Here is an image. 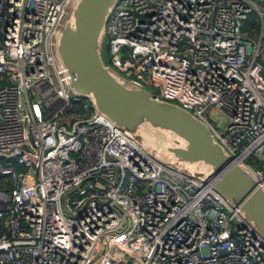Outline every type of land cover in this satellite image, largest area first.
I'll return each instance as SVG.
<instances>
[{"label":"built area","instance_id":"obj_1","mask_svg":"<svg viewBox=\"0 0 264 264\" xmlns=\"http://www.w3.org/2000/svg\"><path fill=\"white\" fill-rule=\"evenodd\" d=\"M79 1L0 0V264H264L213 180L75 92L58 42ZM106 38L118 80L205 122L264 188V0H117L102 58Z\"/></svg>","mask_w":264,"mask_h":264},{"label":"water","instance_id":"obj_2","mask_svg":"<svg viewBox=\"0 0 264 264\" xmlns=\"http://www.w3.org/2000/svg\"><path fill=\"white\" fill-rule=\"evenodd\" d=\"M116 1L80 0L63 29L58 51L72 75L75 92L92 96L100 112L153 152L159 151L144 141V126L172 135L175 139L168 149L173 156L167 157L185 171H192L195 177H205L206 182L213 180L214 190L239 208L264 237V188L234 157L226 154L209 126L185 108L121 82L105 65L102 35ZM199 161L202 166H193Z\"/></svg>","mask_w":264,"mask_h":264},{"label":"bare ground","instance_id":"obj_3","mask_svg":"<svg viewBox=\"0 0 264 264\" xmlns=\"http://www.w3.org/2000/svg\"><path fill=\"white\" fill-rule=\"evenodd\" d=\"M142 130H143L144 141L148 143L151 146V148L153 147L154 149L158 150L161 157L167 158V155L173 156L172 155L173 153L168 149L173 145L172 141L175 139L172 135H168L160 132L157 133V131H153L147 125L144 126ZM192 164L193 166H198V165L201 166L202 162L200 161L193 162ZM196 170L202 172V170L200 169H196Z\"/></svg>","mask_w":264,"mask_h":264},{"label":"rangeland","instance_id":"obj_4","mask_svg":"<svg viewBox=\"0 0 264 264\" xmlns=\"http://www.w3.org/2000/svg\"><path fill=\"white\" fill-rule=\"evenodd\" d=\"M257 1H259V0H257ZM108 48H109L108 40L106 38V40L104 42V47H103V59H104L106 64H110V61H109V49ZM148 90L150 92H154L155 88H153L152 86H149ZM205 114L209 117V119L217 127V129L220 132H223L224 125L227 122V116L223 112H221L219 109H217L215 106H211L205 112ZM255 159H256L255 156L252 155L248 159V162L260 166L261 165V161L256 162Z\"/></svg>","mask_w":264,"mask_h":264}]
</instances>
